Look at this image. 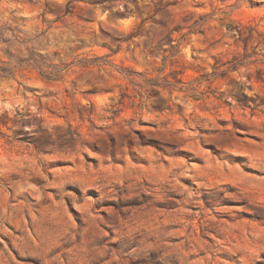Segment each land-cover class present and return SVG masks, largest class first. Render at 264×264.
I'll return each instance as SVG.
<instances>
[{"label": "rangeland", "instance_id": "374dc122", "mask_svg": "<svg viewBox=\"0 0 264 264\" xmlns=\"http://www.w3.org/2000/svg\"><path fill=\"white\" fill-rule=\"evenodd\" d=\"M0 264H264V0H0Z\"/></svg>", "mask_w": 264, "mask_h": 264}, {"label": "trees", "instance_id": "16d2710c", "mask_svg": "<svg viewBox=\"0 0 264 264\" xmlns=\"http://www.w3.org/2000/svg\"><path fill=\"white\" fill-rule=\"evenodd\" d=\"M137 35V33L135 32V31H132V32H130L129 34H128V39H130V38H132L133 36H136ZM123 41V40H122ZM118 50L119 49H117V50H113V54L114 53H117L118 52ZM140 75H142L143 77H144V79L151 85V86H156V85H159L158 83H156L155 81H154V79L153 78H151V77H149V76H147V75H144V74H141L140 73ZM127 76V75H126ZM145 86H143V85H141V88H144Z\"/></svg>", "mask_w": 264, "mask_h": 264}]
</instances>
